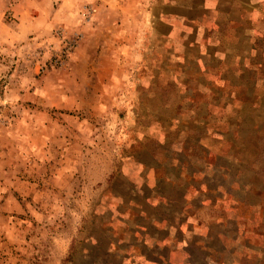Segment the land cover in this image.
Listing matches in <instances>:
<instances>
[{
  "label": "rangeland",
  "instance_id": "374dc122",
  "mask_svg": "<svg viewBox=\"0 0 264 264\" xmlns=\"http://www.w3.org/2000/svg\"><path fill=\"white\" fill-rule=\"evenodd\" d=\"M141 199L264 264V0H0V264H87Z\"/></svg>",
  "mask_w": 264,
  "mask_h": 264
},
{
  "label": "crops",
  "instance_id": "0c3cea01",
  "mask_svg": "<svg viewBox=\"0 0 264 264\" xmlns=\"http://www.w3.org/2000/svg\"><path fill=\"white\" fill-rule=\"evenodd\" d=\"M139 206L137 218L128 211L121 220L108 221L101 233L95 229L89 242L84 240L89 236L84 237L90 250L87 264H192L198 260L197 253L188 250V243L196 244L197 237L185 238L192 225L181 222L178 204L147 199Z\"/></svg>",
  "mask_w": 264,
  "mask_h": 264
},
{
  "label": "trees",
  "instance_id": "16d2710c",
  "mask_svg": "<svg viewBox=\"0 0 264 264\" xmlns=\"http://www.w3.org/2000/svg\"><path fill=\"white\" fill-rule=\"evenodd\" d=\"M140 203L141 205L144 204L143 199L140 200ZM127 204L128 206L126 205L123 209L124 213H127L129 211L137 218L142 208L139 206V204H129V200L127 201Z\"/></svg>",
  "mask_w": 264,
  "mask_h": 264
}]
</instances>
